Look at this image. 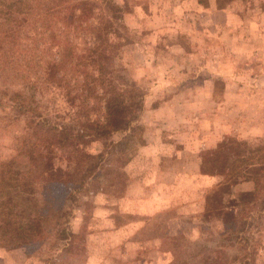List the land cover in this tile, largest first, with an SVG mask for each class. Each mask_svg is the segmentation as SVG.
Segmentation results:
<instances>
[{"label": "rangeland", "instance_id": "1", "mask_svg": "<svg viewBox=\"0 0 264 264\" xmlns=\"http://www.w3.org/2000/svg\"><path fill=\"white\" fill-rule=\"evenodd\" d=\"M113 1L128 30L108 62L124 74L134 127L85 147L105 154L99 181L89 177L79 191L69 183L38 191L66 215L32 235V251L0 247V264H264V190L231 227L236 206L219 212L214 197L242 204L252 199L253 182L201 172L228 158L234 140L264 146V0H210L208 7L198 0ZM80 31L74 38L87 42ZM43 46L37 54L47 58ZM7 85L0 81V89ZM44 97L47 105L54 96ZM40 112L56 121L51 109ZM31 133L25 116L0 106V168L11 163L15 176L25 170ZM128 141L135 150L126 160ZM54 165L64 166L57 158ZM6 211L0 224L12 220ZM14 211L33 219L22 205ZM233 228L247 238L245 251ZM61 229L70 232L66 240Z\"/></svg>", "mask_w": 264, "mask_h": 264}, {"label": "trees", "instance_id": "2", "mask_svg": "<svg viewBox=\"0 0 264 264\" xmlns=\"http://www.w3.org/2000/svg\"><path fill=\"white\" fill-rule=\"evenodd\" d=\"M198 2L208 7L210 0ZM79 30L87 42L74 38L73 33ZM122 30L128 27L122 21L121 6L113 0H0V81L10 84L0 89V106L25 116L35 140L27 153V166L18 176L9 162L0 168V212L7 210L12 216V220L0 224V247L29 250L32 235L53 216L67 213L64 207L55 208L47 198H39L38 191L63 183L79 191L89 177L99 181L103 176L100 161L105 154H94L85 147L107 141L112 131L131 132L134 127L133 118L126 115V92L121 87L124 74L108 62L109 52L120 45L115 40L122 36ZM21 40L26 41L24 46ZM41 42L47 58L37 54ZM14 84L19 88L11 89ZM46 92L54 96L47 105ZM41 108L51 109L56 121L50 123L43 117ZM130 141L123 144L126 160L135 150ZM227 146L229 157L201 172L221 175L231 184L253 182L252 199L242 204L214 197L217 211L236 206L235 213L230 210L232 227L239 219V209L260 199L258 195L264 190V146L245 140H234ZM55 158L64 166L54 165ZM108 170L112 169L104 171ZM14 190L18 194H13ZM17 205L31 210L33 219L24 221L14 211ZM232 231L237 233L239 248L245 251L247 238L234 228ZM60 234L66 240L70 232L61 229ZM243 258L245 255L240 263Z\"/></svg>", "mask_w": 264, "mask_h": 264}]
</instances>
